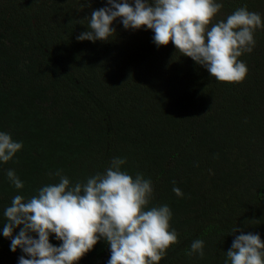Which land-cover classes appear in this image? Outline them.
Wrapping results in <instances>:
<instances>
[{"label":"trees","instance_id":"1","mask_svg":"<svg viewBox=\"0 0 264 264\" xmlns=\"http://www.w3.org/2000/svg\"><path fill=\"white\" fill-rule=\"evenodd\" d=\"M81 2L83 16L72 0H0V130L24 143L0 164V223L14 195L58 179L49 173L86 181L120 156L152 180V204L174 213L178 241L159 264H224L240 230L264 240V29L240 58L246 78L221 82L173 44L157 47L152 30L117 21L109 41L77 40L106 0ZM245 5L264 16V0H223L217 19ZM197 238L203 257L189 254ZM9 245L0 235V264L22 254ZM109 257L100 241L79 264Z\"/></svg>","mask_w":264,"mask_h":264},{"label":"clouds","instance_id":"2","mask_svg":"<svg viewBox=\"0 0 264 264\" xmlns=\"http://www.w3.org/2000/svg\"><path fill=\"white\" fill-rule=\"evenodd\" d=\"M222 8L223 0H106L85 19L87 30L76 39L109 41L118 21L126 30H152L157 47L173 44L218 81L241 82L249 68L240 58L254 51L264 16L245 5L217 19ZM23 147L0 130V164L13 161ZM126 163L114 156L105 171L75 183L59 169L49 173L58 179L35 194L14 195L4 208L0 235L10 240L12 252L22 253L17 264H79L100 241L110 249L106 264H159L178 241L174 213L166 203L152 204V180L140 172L132 175L123 168ZM6 176L24 189L15 169H7ZM173 191L183 195L178 187ZM190 249V255L203 257L205 242L197 238ZM226 257L224 264H264V240L240 230Z\"/></svg>","mask_w":264,"mask_h":264},{"label":"rangeland","instance_id":"3","mask_svg":"<svg viewBox=\"0 0 264 264\" xmlns=\"http://www.w3.org/2000/svg\"><path fill=\"white\" fill-rule=\"evenodd\" d=\"M74 3H75V1L78 3V5H77V8H78V10H80L79 11V13L81 14V16H83V11L85 10L84 9V4L81 2V1H86V0H72ZM74 6H75V4H74Z\"/></svg>","mask_w":264,"mask_h":264}]
</instances>
